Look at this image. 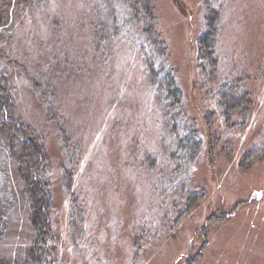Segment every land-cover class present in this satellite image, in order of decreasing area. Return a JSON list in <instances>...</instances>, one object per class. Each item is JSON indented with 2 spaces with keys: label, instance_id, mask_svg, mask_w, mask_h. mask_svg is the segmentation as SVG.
Masks as SVG:
<instances>
[{
  "label": "rangeland",
  "instance_id": "1",
  "mask_svg": "<svg viewBox=\"0 0 264 264\" xmlns=\"http://www.w3.org/2000/svg\"><path fill=\"white\" fill-rule=\"evenodd\" d=\"M18 1L0 5V34L7 37L0 43V85L8 89L0 87V97L11 95L15 119L39 133L31 140L44 160V200L50 197L52 205L44 202L42 212L54 211L46 227L54 237L45 234L36 242L40 228L31 224L32 204L10 152L12 131L7 114L2 118L0 113V264H29L35 243L37 252L64 245V264H264V0H228L221 77L212 78L211 86V77L199 75L197 55L205 0H154L156 35L168 45L164 66L176 70L183 103L205 138L216 131L233 136L227 133L230 116L220 110L213 89L230 73H246L243 89L253 101L242 105L251 114L236 133L242 144L226 150L225 139L207 144L195 183L187 189L200 187L206 194L180 219L185 200H170L175 190L165 170L173 164L167 155L169 120L150 84L143 25L128 23L129 12L120 1ZM98 30L106 34L100 43ZM101 48L108 54L105 64ZM45 97L61 118L49 120ZM64 131L87 155L75 209L65 207ZM253 148L258 151L248 156ZM73 216L84 220L87 231L82 223L71 226ZM76 233L82 240L74 238Z\"/></svg>",
  "mask_w": 264,
  "mask_h": 264
},
{
  "label": "trees",
  "instance_id": "2",
  "mask_svg": "<svg viewBox=\"0 0 264 264\" xmlns=\"http://www.w3.org/2000/svg\"><path fill=\"white\" fill-rule=\"evenodd\" d=\"M8 0H0V5ZM11 2V0H9ZM98 1V0H97ZM120 1L121 6L126 8L129 12V24L133 25H143V41H146L142 48V51L146 52V68L149 71V76L151 79V86L153 87L154 97H160V104L162 105L161 108L164 109L165 118L169 121L170 127V134L169 138L171 139V144L167 147L169 148L168 161L173 162V164L169 165V168H165V170H169L168 174V182L170 183V188L175 190L172 193V197L170 200L174 199L177 196L184 197L185 200V207L182 211H179V218H183L186 212L191 211L196 203L202 199L205 194L206 190L196 187V189H189L190 182L192 184L195 183L194 180V173L197 169L201 167V163L204 161L206 157L205 149L207 144L212 141V144H215L217 141H224L223 149L226 150L227 147H232L233 145L243 143V141L237 140L240 139V135H237V131L239 128H244L249 123V119L251 114L249 113V108L243 110V103L250 102L248 105H252L253 101H251V95L248 92H244L243 89V82L246 79V73L242 71L240 74L230 73L228 78L223 84L215 85L214 88H217V103L219 104L220 110L224 109L223 111L228 114V120L230 122L226 124L227 126V133H231L232 137H223L220 132L216 131L210 138V135L205 138V136L201 133L200 128L198 127L197 123L194 121L192 117H190V113L188 112L186 106L183 103V95L184 92L181 87L179 86L177 80V72L175 69L169 67L168 69L165 68V64L168 63L166 58L163 59L164 56L168 53V45L165 41L161 40L159 36L156 35V15H155V7H154V0H114ZM16 4H21V0H19ZM228 0H205L204 6L206 8V18H205V31L203 36L199 38L198 41V60L200 67L199 75L203 77H211L208 83L211 86L212 78L221 77L220 70L222 66V60H224V49L222 47V30L225 18V11L228 5ZM1 7V6H0ZM114 7V3H113ZM10 8V7H9ZM8 9V8H7ZM3 11L1 9L0 13ZM8 14L7 19L3 20L2 23L8 22ZM123 24H126L124 22ZM127 25V24H126ZM118 25L115 26L112 30V34L116 31ZM106 37V34L103 30H98L96 34V41L97 43L103 42ZM7 37L4 33L0 34V43H5ZM6 40V41H5ZM102 50V57L100 62L105 64L103 60L104 55L107 57V53ZM2 54L5 55L3 51ZM168 56V55H167ZM7 59V56H5ZM60 65V64H59ZM57 66L56 70L60 73L62 68ZM209 72H208V71ZM229 71H237V69H232ZM227 72V70H226ZM233 76V77H231ZM29 80L35 84V89L40 90V85L37 83L34 78L28 74ZM205 82L202 83V86H205ZM206 85L205 87L209 86ZM2 88H6L5 86L0 85ZM208 90V89H207ZM244 92V93H243ZM11 95L8 94V98L2 100L0 97V113L2 118L7 114L6 119L9 122L10 129L12 131L11 141L9 144L10 152L12 157H14L19 166H18V174L23 182V189L25 198L30 199L31 202V224L33 228L39 226L40 229L39 233L36 237V242L38 238H42L45 234L49 236L52 240V233L48 230L50 227L46 228L50 221H54L53 217V210L50 214L46 211L42 212V206L44 202L50 203L49 200L46 199V195L44 193V185H46V180L43 177V166L44 160L42 157V153H40L39 144L33 143L31 138L34 136H39L36 134L35 129L27 128L23 125L21 121H18L14 117L13 113V105L14 102L9 100ZM55 95L52 93L49 98L52 100L54 99ZM51 99L45 97L47 109L48 110V117L50 121L56 120L57 116L60 117V114L57 111V107L55 103L51 102ZM162 99V100H161ZM257 109V106L256 108ZM186 116L188 119L187 120ZM12 117V120H10ZM249 119L247 120V118ZM61 118V117H60ZM222 122L224 123V119ZM4 123V122H3ZM57 123V121H56ZM7 124V125H8ZM189 125V126H188ZM240 130V131H241ZM169 131V130H168ZM64 133L65 143H64V150L66 154V161L68 162V168L63 169V178H64V194L66 197V204L65 207L67 209L74 208V204L81 199L78 193L79 191V180H80V172L81 165L86 158L83 156L81 148L78 146H73L72 141L70 140V134L66 131ZM169 133V132H168ZM258 149L253 148L250 150V154L254 156ZM249 158V157H248ZM151 165H154L157 168L158 163L154 157H151ZM161 167H163V162H161ZM173 167V168H170ZM182 170H185V173L182 174ZM35 171V172H34ZM188 174L186 175V173ZM191 172V174H190ZM35 176V177H34ZM41 176V178H40ZM48 179V178H47ZM81 194V193H80ZM183 194V195H178ZM28 199L27 202H28ZM25 200V201H26ZM88 211V210H87ZM87 211L83 209L82 215L87 216ZM46 212V214H45ZM166 215L165 218H169ZM71 219V218H70ZM79 218L72 217L71 226L74 228L79 227ZM81 220V219H80ZM173 224H178L174 222ZM172 224V225H173ZM44 234L42 231L44 230ZM37 229V228H36ZM82 229L86 230L85 224L82 223ZM4 232V215L0 205V238L2 237ZM47 236H44L46 238ZM83 236V235H82ZM77 233L74 238L82 240ZM55 239V238H54ZM84 242L80 244V247H83ZM36 243L31 248L29 253V264H33L36 262L37 264H48L49 261H52L53 264H64V245L59 246V250L55 247H51L50 250L40 249V252H37ZM50 260H49V259ZM68 263L72 264V261ZM51 264V263H50Z\"/></svg>",
  "mask_w": 264,
  "mask_h": 264
}]
</instances>
